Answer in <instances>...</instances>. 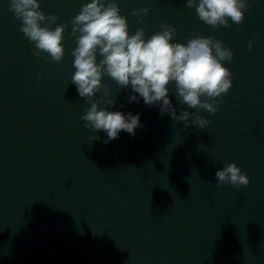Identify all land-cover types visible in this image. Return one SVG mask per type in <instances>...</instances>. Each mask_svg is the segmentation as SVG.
<instances>
[{
  "label": "clouds",
  "instance_id": "1",
  "mask_svg": "<svg viewBox=\"0 0 264 264\" xmlns=\"http://www.w3.org/2000/svg\"><path fill=\"white\" fill-rule=\"evenodd\" d=\"M9 10L21 21L20 31L30 43L35 44L33 54L42 57L48 54L50 62L59 64L65 55L63 44L67 24H57L56 14L45 13L39 0H9ZM186 7L195 8L198 18L207 25L217 28L230 27L229 21L242 24L245 11L249 9L247 0H186ZM148 7L133 9L131 14L138 17V23L149 14ZM71 35L75 37L74 74L71 83L78 95L90 107L82 115L84 127L93 131H103L107 135L104 143L119 137L121 131L135 135L138 127H143L140 114H125L100 107V99H94L103 89L109 97L108 86L102 84L104 76L114 80L120 88H129L138 93L147 106H157L160 115L168 114L174 122H183L199 129L206 128L210 121L195 112L185 110H207L214 115L219 111L223 96L232 87V72L224 66L231 62L233 52L223 42L211 36L193 35L186 43L173 42L176 29L161 23L160 31L145 38V29L137 28L130 33L127 18L121 15L117 0H91L84 3L74 18ZM55 24L53 29L51 25ZM253 41L248 42L249 51ZM98 56L100 57L98 59ZM37 73V78H39ZM175 85V95L181 106L180 114L170 99V85ZM137 95H131L129 102H139ZM108 106L114 99H106ZM94 136L92 140H99ZM217 187L230 184L236 188L247 186L250 178L235 162L229 163L215 173Z\"/></svg>",
  "mask_w": 264,
  "mask_h": 264
}]
</instances>
